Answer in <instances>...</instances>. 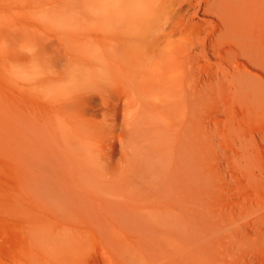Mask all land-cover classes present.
Listing matches in <instances>:
<instances>
[{"label": "bare ground", "instance_id": "bare-ground-1", "mask_svg": "<svg viewBox=\"0 0 264 264\" xmlns=\"http://www.w3.org/2000/svg\"><path fill=\"white\" fill-rule=\"evenodd\" d=\"M28 16L101 48L44 58L36 112L0 84L16 264H264V0H0V83Z\"/></svg>", "mask_w": 264, "mask_h": 264}, {"label": "rangeland", "instance_id": "rangeland-1", "mask_svg": "<svg viewBox=\"0 0 264 264\" xmlns=\"http://www.w3.org/2000/svg\"><path fill=\"white\" fill-rule=\"evenodd\" d=\"M74 23L75 20L49 22L31 16L14 20V30L26 31L32 38H12L11 34L10 41L7 42L0 84L6 102L13 111L29 114L40 108L41 102L37 96L41 89L39 83L45 78L44 58L99 53L101 43L96 27ZM64 66V63L54 64L58 72L63 71ZM81 78L83 83L97 80L96 75L92 73ZM71 87L72 84L69 83L66 88ZM1 214L0 264H16V259L27 248L30 237L25 228L27 219L21 212L12 214L7 210L4 216Z\"/></svg>", "mask_w": 264, "mask_h": 264}]
</instances>
